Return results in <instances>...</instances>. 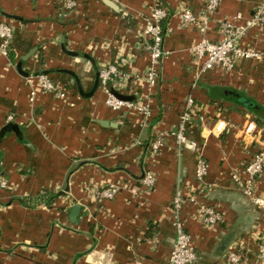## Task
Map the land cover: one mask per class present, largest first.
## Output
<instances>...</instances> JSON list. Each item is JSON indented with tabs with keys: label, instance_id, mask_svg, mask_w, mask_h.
Returning a JSON list of instances; mask_svg holds the SVG:
<instances>
[{
	"label": "crops",
	"instance_id": "crops-1",
	"mask_svg": "<svg viewBox=\"0 0 264 264\" xmlns=\"http://www.w3.org/2000/svg\"><path fill=\"white\" fill-rule=\"evenodd\" d=\"M159 1L171 12L159 82L117 88L134 99L150 95L152 120L146 127L135 110H114L105 103L99 72L123 62L133 76L150 65L140 33L156 0H77L72 10L64 0H0V22L14 28L10 55L0 51V132L5 129L0 264H168L175 239L171 201L179 191L194 192L202 184L194 176L196 153L179 150L170 131L158 154L151 156L147 149L155 131L177 130L189 97L198 111L187 135L209 162L200 202L223 214L222 222L209 227L198 204L184 206L182 216L198 251L193 264H227L234 246L249 264H260L264 210L241 193L231 174L264 149V124L226 91L264 111V60L244 59L230 74L212 71L197 79L191 47L201 33L196 26H183L177 13L182 7L198 11L206 0ZM259 9L264 12V0H221L208 37L221 38L222 19L240 14L239 23L245 24ZM242 41L262 49L264 24L250 28ZM37 74L48 75L69 95L39 92L31 101L30 79ZM147 171L155 174L153 188L141 183ZM122 181L127 186L114 199L98 203L92 198L91 186ZM45 190L57 194L52 203L22 202ZM259 191L264 194V173ZM75 204L80 210L73 219Z\"/></svg>",
	"mask_w": 264,
	"mask_h": 264
},
{
	"label": "built area",
	"instance_id": "built-area-1",
	"mask_svg": "<svg viewBox=\"0 0 264 264\" xmlns=\"http://www.w3.org/2000/svg\"><path fill=\"white\" fill-rule=\"evenodd\" d=\"M67 9L72 10L77 6V0H64ZM221 0H206L198 11L189 7H182L177 13L181 18L182 25L196 26L201 33L200 39L191 47V55L196 64V77L201 79L209 72H233L239 61L251 59L256 61L264 60V47L262 49L250 44H244L243 38L248 30L255 25L264 24V12L259 9L256 14L248 19L245 24L239 23L241 15L237 14L233 19L225 18L219 22L221 38L213 41L207 35L208 25L214 19ZM171 15L170 10L159 0L146 18L144 30L140 33L143 39V46L149 52L150 65L142 73L133 76L128 75L123 67V62L117 64H107L100 68L99 82L106 91L105 103L114 110H135L142 116V125L149 126L152 120V106L150 95L139 96L133 100H122L115 96L109 85L115 89L120 85L146 82L149 87L156 86L160 79V65L167 54L164 47L165 39L169 35V30L164 23H167ZM14 37V28L9 21L0 22V51L5 55H10ZM34 81L30 79L34 87L30 92V100L33 101L39 92L50 93L59 98H66L68 90L58 82L53 81L46 74H37ZM36 84V85H35ZM198 111L197 103L193 97L186 100L184 109L180 114V120L175 132H157L152 135L148 153L153 156L158 154L165 145L166 135L172 133L177 142V147L182 150L185 147L191 148L196 153L195 180L202 184L196 191L184 193L179 191L170 205L171 218L175 228V239L170 253L168 264H193L198 258V251L193 241L191 233L187 230L183 219L184 206L188 203L198 204L199 215L207 226H216L223 221V214L216 207L200 202V197L204 193V182L209 172V162L202 149L196 141L187 135L188 127L194 117V112ZM194 114V115H193ZM203 119V116H200ZM13 120V116H8V121ZM264 173V149L254 153L251 158L241 163L235 169L231 177L241 193L256 207L264 210V194L259 191L261 175ZM142 185L153 188L156 183L155 174L147 171L141 179ZM6 186V182H1ZM127 186L126 182H109L104 186H91L89 191L95 202L101 203L103 200H112ZM258 262L264 264V232L260 236L257 251ZM227 264H249L246 256L236 246L232 247L227 255Z\"/></svg>",
	"mask_w": 264,
	"mask_h": 264
},
{
	"label": "water",
	"instance_id": "water-1",
	"mask_svg": "<svg viewBox=\"0 0 264 264\" xmlns=\"http://www.w3.org/2000/svg\"><path fill=\"white\" fill-rule=\"evenodd\" d=\"M109 90L118 98L122 99V100H133L134 99V95H130V94H125L122 92H119L117 89H115L112 85H109ZM226 94L228 95V97L231 100H235V101H240L242 103H244L245 105L249 106L250 108H252L254 110V112H258L260 111L261 113H264L263 109L262 111L260 110V106L255 104L253 101L248 100L247 98H244L243 96H241L238 92L236 91H226ZM14 126H17V124H11V128L14 129L16 132H19V127L16 129L14 128ZM5 133V129H3L0 132V138L1 136ZM80 210V205L79 204H75L72 210V215L71 217H73V219H75V217L77 216L78 212Z\"/></svg>",
	"mask_w": 264,
	"mask_h": 264
},
{
	"label": "trees",
	"instance_id": "trees-1",
	"mask_svg": "<svg viewBox=\"0 0 264 264\" xmlns=\"http://www.w3.org/2000/svg\"><path fill=\"white\" fill-rule=\"evenodd\" d=\"M165 25H163L164 27L166 26V23H164ZM11 58H12V55H11ZM260 110L262 111V107L260 106ZM258 115V118L256 120V122L259 124V125H263L264 124V113H261L260 111L256 112ZM57 196L56 193L52 192V191H48V190H45L43 192H41L37 197H25L24 199H22V202L24 204H28V202H32L34 200H44L46 203L50 204L53 202V200L55 199V197Z\"/></svg>",
	"mask_w": 264,
	"mask_h": 264
}]
</instances>
